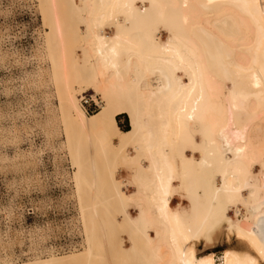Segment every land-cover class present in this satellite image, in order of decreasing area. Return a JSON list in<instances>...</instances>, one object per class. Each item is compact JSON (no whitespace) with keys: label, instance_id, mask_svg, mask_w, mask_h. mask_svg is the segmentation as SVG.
I'll use <instances>...</instances> for the list:
<instances>
[{"label":"bare ground","instance_id":"obj_1","mask_svg":"<svg viewBox=\"0 0 264 264\" xmlns=\"http://www.w3.org/2000/svg\"><path fill=\"white\" fill-rule=\"evenodd\" d=\"M40 7L86 244L0 264H264V0Z\"/></svg>","mask_w":264,"mask_h":264},{"label":"rangeland","instance_id":"obj_2","mask_svg":"<svg viewBox=\"0 0 264 264\" xmlns=\"http://www.w3.org/2000/svg\"><path fill=\"white\" fill-rule=\"evenodd\" d=\"M43 16L40 0H0L1 262L45 258L48 249L70 253L86 244L75 169L64 145L60 101L44 47L48 28ZM88 93L82 104L94 114L99 106L92 89ZM118 123L128 129V115H119ZM253 179L258 182L256 174ZM178 203L176 198L173 204ZM229 217L239 218L235 207ZM226 236L222 233L213 246L200 245L199 254L214 253L219 260L225 249L237 246ZM125 244L130 246L127 239Z\"/></svg>","mask_w":264,"mask_h":264},{"label":"trees","instance_id":"obj_3","mask_svg":"<svg viewBox=\"0 0 264 264\" xmlns=\"http://www.w3.org/2000/svg\"><path fill=\"white\" fill-rule=\"evenodd\" d=\"M129 129V128H128ZM128 129H124V130H128Z\"/></svg>","mask_w":264,"mask_h":264}]
</instances>
